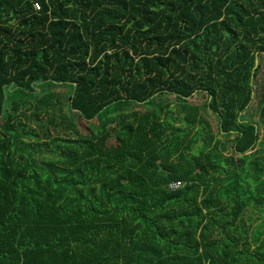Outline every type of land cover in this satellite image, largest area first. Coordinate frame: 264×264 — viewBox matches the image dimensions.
Returning <instances> with one entry per match:
<instances>
[{"label": "trees", "instance_id": "1", "mask_svg": "<svg viewBox=\"0 0 264 264\" xmlns=\"http://www.w3.org/2000/svg\"><path fill=\"white\" fill-rule=\"evenodd\" d=\"M263 60L264 0H0V264H264Z\"/></svg>", "mask_w": 264, "mask_h": 264}, {"label": "rangeland", "instance_id": "2", "mask_svg": "<svg viewBox=\"0 0 264 264\" xmlns=\"http://www.w3.org/2000/svg\"><path fill=\"white\" fill-rule=\"evenodd\" d=\"M258 80H259V83L261 84V86H264V60H263V63L261 65V70H260V73L258 76ZM53 89H55L56 91L63 92L65 97L70 92L69 88H64L62 85H57V86L53 87ZM261 90H262V87L260 88V92H261ZM163 101L166 103H169V109H171L173 111V114L176 115V107H175L176 101H175V99H173L172 96H166V97H163ZM191 101L196 102V101H198V99L196 100L195 97H192ZM26 113L28 115L30 112L28 111ZM201 114L204 118H206L209 121L212 131L216 132V130H217V118H216V116L213 114H210L209 112H205V111H201ZM47 116L48 115H45V113L44 114L41 113V114H38L36 117L38 119H41L43 122H45L46 118H48ZM20 117H21L23 122H27V123L31 122L32 123L31 125H34L36 127V125L34 124V122L36 123V121L32 120V121L28 122L27 119L23 115H20ZM244 117L247 120L256 122L258 125L259 135L261 137L264 136V116H261V114H260V110H259V107L257 106V99L256 98H253V100L250 102L248 108L246 109V111L244 113ZM40 137H42L41 134H40ZM42 140H43V138H42ZM226 150L229 151L230 147L228 146ZM42 156H49V154L44 153V154H42ZM262 156L264 157V153H262ZM248 213L250 214V216L252 218V221H251L252 225H256L260 222L262 224V226H264V212L261 213V218H259V219H257L256 211L251 210Z\"/></svg>", "mask_w": 264, "mask_h": 264}, {"label": "built area", "instance_id": "3", "mask_svg": "<svg viewBox=\"0 0 264 264\" xmlns=\"http://www.w3.org/2000/svg\"><path fill=\"white\" fill-rule=\"evenodd\" d=\"M33 6L36 10H40L41 9V4L38 2V1H34L33 2ZM182 182L180 180L178 181H174V182H171L168 184V188L170 190H174V189H177L179 188L180 186H182Z\"/></svg>", "mask_w": 264, "mask_h": 264}]
</instances>
